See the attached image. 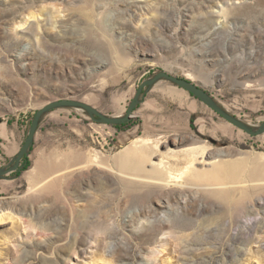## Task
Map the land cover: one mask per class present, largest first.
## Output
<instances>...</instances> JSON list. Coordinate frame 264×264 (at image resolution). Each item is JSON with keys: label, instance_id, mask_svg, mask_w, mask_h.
<instances>
[{"label": "rangeland", "instance_id": "rangeland-1", "mask_svg": "<svg viewBox=\"0 0 264 264\" xmlns=\"http://www.w3.org/2000/svg\"><path fill=\"white\" fill-rule=\"evenodd\" d=\"M160 71L257 128L264 0H0V168L48 102L121 117ZM131 120L41 117L28 168L0 178V264H264V133L164 79ZM160 159L193 168L166 181Z\"/></svg>", "mask_w": 264, "mask_h": 264}, {"label": "water", "instance_id": "water-1", "mask_svg": "<svg viewBox=\"0 0 264 264\" xmlns=\"http://www.w3.org/2000/svg\"><path fill=\"white\" fill-rule=\"evenodd\" d=\"M166 80L177 86L178 88L187 92L191 97L198 100L206 107H208L211 111L217 114L220 118L224 119L226 122L234 126L235 128L243 131L247 135L251 137H256L262 135L264 133V120L258 125L257 128L251 129L249 126L245 125L243 122L239 121L237 118L231 116L230 114L223 111L219 108L214 100L200 87L193 84L192 82L175 77L167 72L160 71L156 73L149 79L144 80L141 84L137 87L131 101L127 105L124 115L121 117H107L100 112H98L95 108L91 107L90 105L83 103L81 101L75 100H66L60 99L55 101H50L42 108L37 110L31 120L30 126L27 131L26 138L22 143L20 149L18 150L16 156L11 159L8 165L4 168H0V178L4 177L8 174L14 173L21 168V161L28 154L29 148L33 142L34 135L36 133L39 121L41 117L48 111H51L56 108L60 107H75L84 110L88 113L90 118L95 121L106 125H124L129 123L133 118V111L137 108V106L141 102L142 95L151 88L153 84H155L159 80Z\"/></svg>", "mask_w": 264, "mask_h": 264}, {"label": "bare ground", "instance_id": "bare-ground-1", "mask_svg": "<svg viewBox=\"0 0 264 264\" xmlns=\"http://www.w3.org/2000/svg\"><path fill=\"white\" fill-rule=\"evenodd\" d=\"M145 141L146 140H136V141H134L133 144H134V146H136L138 148L137 142L138 143L141 142L140 144H145L146 143ZM203 150H204V148H201L200 149V151H203ZM153 165H154V170L153 171H155L159 175H162L163 177H165L166 178V181L175 180V179L176 180L182 179V178H184L187 175V173L191 170V168H193V162H190L181 171L180 177L179 178H176V177L173 176L172 171H170V169L168 167L169 162H167L166 160L160 159V161L153 162Z\"/></svg>", "mask_w": 264, "mask_h": 264}, {"label": "trees", "instance_id": "trees-1", "mask_svg": "<svg viewBox=\"0 0 264 264\" xmlns=\"http://www.w3.org/2000/svg\"><path fill=\"white\" fill-rule=\"evenodd\" d=\"M131 123H132V120H131L129 123H126V124H124V125H115V126H113V127H114L115 129H117V130H120V129H122V128H126V127H128ZM28 166H29V162H28L26 156H24V158H23L22 161H21V168H20V170L14 172L15 175H18L22 170H26V169L28 168Z\"/></svg>", "mask_w": 264, "mask_h": 264}, {"label": "crops", "instance_id": "crops-1", "mask_svg": "<svg viewBox=\"0 0 264 264\" xmlns=\"http://www.w3.org/2000/svg\"><path fill=\"white\" fill-rule=\"evenodd\" d=\"M17 154V153H16Z\"/></svg>", "mask_w": 264, "mask_h": 264}]
</instances>
